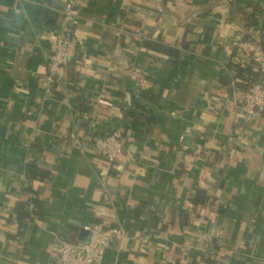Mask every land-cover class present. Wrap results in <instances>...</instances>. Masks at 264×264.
Segmentation results:
<instances>
[{
	"label": "crops",
	"instance_id": "obj_1",
	"mask_svg": "<svg viewBox=\"0 0 264 264\" xmlns=\"http://www.w3.org/2000/svg\"><path fill=\"white\" fill-rule=\"evenodd\" d=\"M71 1L76 56L48 95ZM262 38L264 0H0V264H53L94 223L127 234L102 264H264V116L231 68L264 72ZM116 130L100 176L87 138Z\"/></svg>",
	"mask_w": 264,
	"mask_h": 264
},
{
	"label": "built area",
	"instance_id": "obj_2",
	"mask_svg": "<svg viewBox=\"0 0 264 264\" xmlns=\"http://www.w3.org/2000/svg\"><path fill=\"white\" fill-rule=\"evenodd\" d=\"M75 4L69 2L60 18V26L55 31L53 44L46 56V75L40 81L48 95L54 91L56 80L76 56V40L71 29V18ZM233 100L247 116H264V82L252 85L246 91H234ZM96 155L105 161L100 176L124 153L125 146L120 131L106 136L87 138ZM89 232L87 243L60 241L56 247V259L53 264H102L105 251L126 237L121 228H106L101 223L86 227Z\"/></svg>",
	"mask_w": 264,
	"mask_h": 264
},
{
	"label": "trees",
	"instance_id": "obj_3",
	"mask_svg": "<svg viewBox=\"0 0 264 264\" xmlns=\"http://www.w3.org/2000/svg\"><path fill=\"white\" fill-rule=\"evenodd\" d=\"M147 46H151L152 48L154 47V49L158 50H166L165 48L158 45L148 44ZM260 49L264 55V38H262L261 40ZM231 68L235 72V78L241 81L240 90L242 91L248 90L254 84L264 82V72L261 71L259 68H256L253 62H250L249 64L243 66L241 64H237L235 66H231ZM27 173L31 178L47 176L45 173L33 168H27ZM205 201L206 197L204 196V194L200 190H196L195 196L192 199V203L194 205H203ZM142 209L144 210L143 207H140L136 210L135 218L137 220L141 214Z\"/></svg>",
	"mask_w": 264,
	"mask_h": 264
},
{
	"label": "water",
	"instance_id": "obj_4",
	"mask_svg": "<svg viewBox=\"0 0 264 264\" xmlns=\"http://www.w3.org/2000/svg\"><path fill=\"white\" fill-rule=\"evenodd\" d=\"M88 238H89V232L87 230H81L79 241L82 243H87Z\"/></svg>",
	"mask_w": 264,
	"mask_h": 264
}]
</instances>
